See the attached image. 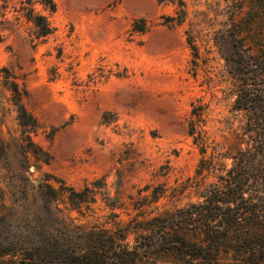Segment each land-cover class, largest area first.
<instances>
[{
  "label": "rangeland",
  "instance_id": "374dc122",
  "mask_svg": "<svg viewBox=\"0 0 264 264\" xmlns=\"http://www.w3.org/2000/svg\"><path fill=\"white\" fill-rule=\"evenodd\" d=\"M22 2L0 0V65L23 83L26 108L38 127L22 133L9 93L0 92V137L11 168L0 169L2 185L12 180L16 187L65 186L60 200L67 202L68 188L79 191L101 180L106 185L97 184L91 210L83 206L93 215L72 211V216L108 227L104 191L128 204L145 185L141 195L166 188L156 204L145 207L153 212L198 201L193 187L172 192L194 177L212 146H225L222 151L234 146L244 112L232 108L237 78L224 58L234 49L228 29L240 16L247 47L261 49L264 0H184L181 24L168 21L178 11L169 1L52 0L51 11L46 0H38L34 10L52 27L44 37L19 12ZM198 137L207 140L206 153ZM4 186L6 207L15 201L18 217L39 215L37 188L25 198ZM129 207L114 209L117 219L126 223L135 214ZM135 235L129 229L127 239Z\"/></svg>",
  "mask_w": 264,
  "mask_h": 264
},
{
  "label": "trees",
  "instance_id": "16d2710c",
  "mask_svg": "<svg viewBox=\"0 0 264 264\" xmlns=\"http://www.w3.org/2000/svg\"><path fill=\"white\" fill-rule=\"evenodd\" d=\"M37 1L25 0L19 12L32 22L36 35L44 37L51 33L52 27L45 15L34 10ZM46 1L54 11L52 0ZM158 1L177 5V15L169 17L168 21L181 24L186 19L184 0ZM247 33L241 17H234L228 29L234 49L224 56L237 78L232 108L244 112L238 130H234V146L225 151L221 144L212 146L211 155L198 162L194 177L172 192H184L193 187L198 201L153 212L145 207L156 204L165 195L166 188L141 195L149 188L145 185L137 198L129 196L128 204L120 195L110 197L104 191L103 201L110 210L106 217L112 221L108 227V222L84 223L72 216V211L85 216L88 212H83V206L91 210L96 202L97 184L106 185L101 180L91 182L79 191L68 188L67 202L60 200L65 186L55 188L41 183L16 187L12 180L3 185L0 182V262L159 264L161 260L162 264H264V45L252 52L247 47ZM2 40L0 27V43ZM189 43H192L190 39ZM0 92L9 93L7 100L14 107L22 133L36 132L37 119L24 102L28 95L26 88L13 70L1 65ZM196 140L201 153H206L207 140L202 137ZM227 159L229 165L222 162ZM1 168L11 170L7 146L0 137ZM8 174L10 171H6L4 177L8 178ZM210 176L216 180L207 181ZM4 185L11 187L12 196L18 191L25 198L31 189L37 188L42 201L39 215L18 217L15 201L6 207ZM60 203L65 206L60 207ZM130 205L135 214L126 223L117 219L120 214L114 209L128 210ZM126 214L130 215V212ZM26 223L33 225L24 227ZM129 229L136 233L132 241L127 239Z\"/></svg>",
  "mask_w": 264,
  "mask_h": 264
}]
</instances>
